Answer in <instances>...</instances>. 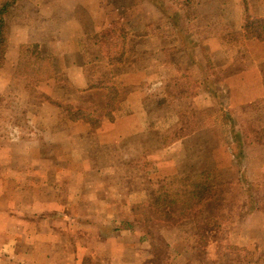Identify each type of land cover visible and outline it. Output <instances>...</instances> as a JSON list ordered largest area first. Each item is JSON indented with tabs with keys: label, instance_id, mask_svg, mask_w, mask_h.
<instances>
[{
	"label": "rangeland",
	"instance_id": "obj_1",
	"mask_svg": "<svg viewBox=\"0 0 264 264\" xmlns=\"http://www.w3.org/2000/svg\"><path fill=\"white\" fill-rule=\"evenodd\" d=\"M44 1L21 0L9 27H38L48 1L59 34L55 2L66 19L92 13L64 60L30 44L0 72V264H68L79 247L80 264H114L133 242L129 263L264 264V41L243 35L264 0ZM204 173L219 186L211 218L154 214L157 190Z\"/></svg>",
	"mask_w": 264,
	"mask_h": 264
},
{
	"label": "trees",
	"instance_id": "obj_2",
	"mask_svg": "<svg viewBox=\"0 0 264 264\" xmlns=\"http://www.w3.org/2000/svg\"><path fill=\"white\" fill-rule=\"evenodd\" d=\"M20 1L21 0H8L0 6V69L5 67L6 57L9 50L10 27L8 24V16ZM243 35L247 40L258 39L260 41H264V20H256L248 16ZM123 36L125 35L123 34ZM100 37V34H98L97 38ZM39 61L44 62L45 59L39 58ZM118 61L123 62L121 60ZM116 62L117 61L114 57V63ZM115 70L116 68H114V71ZM90 84V90L97 88L100 89L102 87L107 88V85L98 86L93 84V82ZM207 86H209L208 90L211 92L213 89L211 84L207 83ZM109 90L110 96L114 97L115 111V104L119 91L115 87H110ZM66 112L68 117L73 121H78L84 118V113L81 110H74L70 106L66 107ZM95 112L97 111H94V113ZM226 117L230 120V122H232L230 115ZM93 122H91L92 127L95 128L97 124H93ZM178 183L180 184L181 182ZM180 187L182 188L178 189L176 193H173V191L167 192V190L163 189H159L154 193V202L152 204V211H154V214L158 217L174 220L175 223L190 217L196 219L211 218L210 213L212 210H216L219 191V186L216 181L212 179V175L207 173L201 174L196 177L193 183L189 185L183 184V186ZM165 210L167 212H165ZM205 231L210 235L216 233V230L211 226Z\"/></svg>",
	"mask_w": 264,
	"mask_h": 264
},
{
	"label": "crops",
	"instance_id": "obj_3",
	"mask_svg": "<svg viewBox=\"0 0 264 264\" xmlns=\"http://www.w3.org/2000/svg\"><path fill=\"white\" fill-rule=\"evenodd\" d=\"M47 1L48 0H45L44 3H46ZM26 3L27 2H25V4ZM52 3L53 2L48 1V4H46L45 7L42 9V10H44V14H41L42 12L38 14L39 16H40V14L42 16V17L40 16L38 27H35V26L33 27V25L32 26L27 25L26 22H23L20 19H18L16 24L10 26V32H9L10 43H9V50L7 53V57H6V64H5V67L3 69H0V72L3 70L9 69L10 64H12V63H10L12 61V58L14 56H15V59L17 58V54H18L17 52L19 50L21 52L22 51L21 49H23L26 46H30V44L34 45L32 48V52H33V49H34V51H36V52H34L36 55L37 54L40 55L39 54V52H40L42 54V58L45 59V61H47V59L49 58L48 54H52V51H50L51 48H54V52L56 51L55 54H59V58L62 59V57H64L62 59V60H64L65 55H66L65 52H67V50H65V47L69 46L67 38L70 37V35H71L70 34L71 29L70 28L75 29L73 35H71V38H85V37H87V35L85 33H84V36L82 37V30L80 27L82 26V22L84 25L87 24V20H88L87 15H90L92 12L82 10L84 13V17H78L75 14L71 15V13L67 12L68 18L66 19L65 16H62L63 14H65L64 5H60V4L57 5V3L55 2L54 4L57 6L58 10L61 11L59 19H61V24H63V30H62V32H60V34H61L60 35L59 32L57 31V29L56 30L49 29V27L46 24L47 21L45 22V20L47 18H49L48 16L52 15V17H53L52 7H51ZM82 11H80V12H82ZM38 12H39L38 10L32 11L33 14H37ZM85 16H87L86 19H85ZM27 20H29L31 22L35 21V19L32 15L28 16ZM78 29H80V31H78ZM57 34L60 36V39L58 41L54 40V39H56V37L53 36V35H57ZM88 34L89 35L93 34V31H90ZM95 34H97V32H95ZM51 59H53V58H51ZM79 69H82L81 66ZM27 225H28V223H27ZM27 225H23V226H27ZM120 237H121L120 235L114 236V247H115V245H117L116 242H118L116 239L120 238ZM40 239L41 238H39V235H38L37 240H40ZM127 240H129V239L127 238ZM24 241H27V238H24L23 242ZM107 244H109V243L107 242ZM134 249H135L134 242L131 243L130 245L126 246V247H122V249H120V250L114 249V264H144V262L146 261L144 256H139V257L134 256L136 258V260H134L133 263H129L126 260H124L122 255H128L129 253H132V251H134ZM47 252H50V251H47ZM85 257H86V252H84L83 247H79L77 249L76 253L71 254V253L65 252L58 259L62 258V259H64V261L66 260V263L68 262V264H80ZM44 259L46 260L47 264H52V263H54V260H56V258L53 256V254H51V255L47 254L43 258V260ZM72 259L75 260V263H72ZM121 259H122V261H121ZM63 264H65V263H63Z\"/></svg>",
	"mask_w": 264,
	"mask_h": 264
}]
</instances>
